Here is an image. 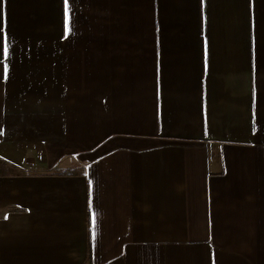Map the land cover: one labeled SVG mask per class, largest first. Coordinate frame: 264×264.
<instances>
[{"label": "crops", "instance_id": "crops-1", "mask_svg": "<svg viewBox=\"0 0 264 264\" xmlns=\"http://www.w3.org/2000/svg\"><path fill=\"white\" fill-rule=\"evenodd\" d=\"M69 27L0 0V264H264V0H69Z\"/></svg>", "mask_w": 264, "mask_h": 264}, {"label": "snow or ice", "instance_id": "snow-or-ice-1", "mask_svg": "<svg viewBox=\"0 0 264 264\" xmlns=\"http://www.w3.org/2000/svg\"><path fill=\"white\" fill-rule=\"evenodd\" d=\"M64 3V34L67 37L70 31L69 27V0H63ZM4 56L7 57L8 50L7 47L4 48ZM7 68L3 69V75L7 76ZM205 71H207V46H205ZM7 218V217H6ZM93 224H95V218H93Z\"/></svg>", "mask_w": 264, "mask_h": 264}, {"label": "trees", "instance_id": "trees-1", "mask_svg": "<svg viewBox=\"0 0 264 264\" xmlns=\"http://www.w3.org/2000/svg\"><path fill=\"white\" fill-rule=\"evenodd\" d=\"M6 169H7V166L6 165L0 164V173H2V170L3 171H6Z\"/></svg>", "mask_w": 264, "mask_h": 264}, {"label": "rangeland", "instance_id": "rangeland-1", "mask_svg": "<svg viewBox=\"0 0 264 264\" xmlns=\"http://www.w3.org/2000/svg\"><path fill=\"white\" fill-rule=\"evenodd\" d=\"M6 170H9V169H6Z\"/></svg>", "mask_w": 264, "mask_h": 264}]
</instances>
